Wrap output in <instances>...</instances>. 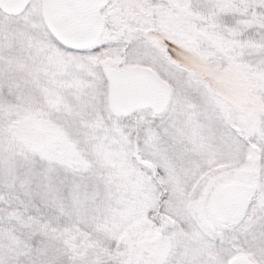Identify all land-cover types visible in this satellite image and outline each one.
<instances>
[{
    "label": "snow or ice",
    "instance_id": "obj_1",
    "mask_svg": "<svg viewBox=\"0 0 264 264\" xmlns=\"http://www.w3.org/2000/svg\"><path fill=\"white\" fill-rule=\"evenodd\" d=\"M0 264H264V0H0Z\"/></svg>",
    "mask_w": 264,
    "mask_h": 264
}]
</instances>
